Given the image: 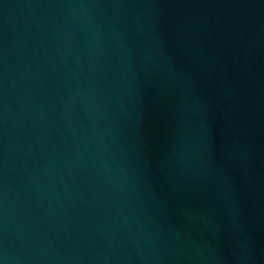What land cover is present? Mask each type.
<instances>
[{"label":"water","instance_id":"water-1","mask_svg":"<svg viewBox=\"0 0 264 264\" xmlns=\"http://www.w3.org/2000/svg\"><path fill=\"white\" fill-rule=\"evenodd\" d=\"M0 264H264V0H0Z\"/></svg>","mask_w":264,"mask_h":264}]
</instances>
